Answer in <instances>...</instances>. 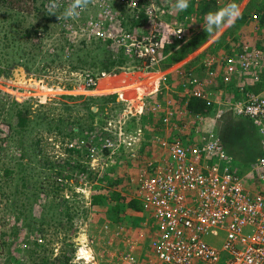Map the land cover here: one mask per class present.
I'll use <instances>...</instances> for the list:
<instances>
[{
	"label": "rangeland",
	"instance_id": "obj_1",
	"mask_svg": "<svg viewBox=\"0 0 264 264\" xmlns=\"http://www.w3.org/2000/svg\"><path fill=\"white\" fill-rule=\"evenodd\" d=\"M42 1H35L39 8H31L21 22L38 27L32 36L37 35L40 41L27 43L20 58L6 53L9 61L0 65V264H44L63 260L66 255L69 262L78 264L74 258L84 243L93 245L98 264H120L119 254L126 249L141 263L159 264L151 247L153 220L142 208L128 205L141 169L161 154V147L153 143L154 134L166 132L160 121L163 107L159 106L169 100V105L175 101L173 107L184 110L189 77L206 73L209 56H226L247 42L264 49V23L257 13L261 4L264 8V0H235L242 14L247 12L245 19L208 34L195 48L203 46L198 55L192 53L193 49L173 60L176 50L202 29L195 11L199 0H190L189 8L194 10L186 12L176 9V0H157L158 11L148 20L139 11L142 4L136 8L122 0H93L75 20L63 17L71 0H63L60 9H54L55 14L47 11L50 0H44V5ZM219 1V8L230 2ZM6 9L10 11L0 7L1 18ZM107 9L112 20L104 18ZM52 15L54 20L50 19ZM5 19L0 20V27L5 24L7 29L21 20ZM46 20L49 28L45 30L42 23ZM177 22L186 30L183 37L175 35ZM96 23L104 25L102 30L91 32ZM119 27L146 38L155 31L162 44L159 60L147 68L144 60L133 61L136 58L118 47L110 36ZM99 45L106 46L107 54L111 50V59L124 61L108 69L112 73L106 83L104 77L92 86L87 84V73L102 70L101 62L106 59ZM173 64L175 69L166 73L157 86L152 74ZM207 92L215 100L237 95L233 86H225L220 80ZM140 93L147 103L144 112L126 113L132 105L130 99ZM94 96L105 99H94L100 106L91 110L90 98ZM27 106L29 112L24 110ZM186 113L190 118L195 116ZM20 114L30 116L31 122L24 129L18 125ZM180 114L170 129L178 130L186 120ZM207 114L214 115V110ZM230 117L243 122L235 121L239 130L224 133L229 141L226 146L234 165L247 170L262 153L258 130L248 118L230 113L213 125L219 130ZM110 119H115L111 130L106 129ZM246 126L250 129L249 142L258 155L253 162L251 153L243 151L247 140L244 145L239 142L246 135ZM121 127L122 133H117ZM139 127L142 134L137 132ZM110 137L117 145L113 152L105 149ZM91 145L98 152L95 159L89 155Z\"/></svg>",
	"mask_w": 264,
	"mask_h": 264
},
{
	"label": "built area",
	"instance_id": "obj_2",
	"mask_svg": "<svg viewBox=\"0 0 264 264\" xmlns=\"http://www.w3.org/2000/svg\"><path fill=\"white\" fill-rule=\"evenodd\" d=\"M122 1L136 8L142 4L139 11L150 18L155 17L159 8L157 0ZM58 3L61 7L63 0ZM108 12L110 9L104 10V18L112 20ZM103 26L96 23L91 32L100 31ZM118 29L110 32V36L118 47L136 58L133 61L144 60L147 68L159 60L162 44L155 31L146 38L126 28ZM175 33H180L175 34L178 37L185 35L182 23L177 22ZM239 46L226 56H209L206 73L191 75L185 88L187 95L203 97L214 105V115L194 112L187 105L184 110L176 109L175 101L171 106L169 100L159 106L163 107L160 121L166 132L154 134L153 143L161 147V154L141 169L133 196L153 220L155 235L151 247L159 264H264V49L248 42ZM175 67L173 64L152 74V79L158 81L157 86ZM111 73L106 68L90 70L86 75L87 84L96 85ZM219 80L225 86H233L237 95L212 99L207 90ZM130 101L132 105L126 113L144 112L147 106L144 94H136ZM186 112L195 116L190 118ZM179 113L186 120L178 130H172L170 126ZM226 113L248 118L260 135L262 153L247 170H239L234 165L233 155L213 125ZM113 121L109 120L106 129L114 127ZM137 132L142 134V128ZM117 133H122V127ZM114 143L108 138L105 149L113 152L117 148ZM97 154L95 145H91L89 155L95 159ZM86 251H90L89 255ZM119 255L120 264H144L128 249ZM97 256L93 245L84 243L79 246L74 262L98 264Z\"/></svg>",
	"mask_w": 264,
	"mask_h": 264
},
{
	"label": "trees",
	"instance_id": "obj_3",
	"mask_svg": "<svg viewBox=\"0 0 264 264\" xmlns=\"http://www.w3.org/2000/svg\"><path fill=\"white\" fill-rule=\"evenodd\" d=\"M35 1H37V0H0V7L3 6L5 8L10 9V11L8 9H6V11H4L2 13L4 18L0 17V20H6L5 18H12V17L15 20H16V18H18V20L21 19L18 22V25L14 24L12 27L11 24H9L11 27L8 29L6 28L5 24H3L0 27V65H4L5 63H7V61H9V58H6L7 57L6 53L12 54V56L14 58L15 57L20 58L23 55V49L27 43L31 42V40H33V42L36 40L38 41L39 38L37 39V35L32 36L33 33L36 34L38 32V30H39L38 27L31 28V27H29V25L27 26V25H25V23H21L24 19L26 20L27 15L29 13H31V8H39V6L35 5ZM40 3L42 5H44L45 1L43 0ZM195 4L197 7V10H195V11L198 12V15H199L202 23L204 22L203 18H204L206 13H208L210 11H216V10H218L219 7H221L219 0H202V1L199 0L197 3L195 2ZM191 6H192V3H191ZM188 9H190L191 11L194 10L193 8H188ZM258 12L260 13L259 17L261 19V22L264 23V8H263L262 4H261V6L258 7L257 13ZM141 15L144 18V20H148L147 18H150L148 16V14H146L145 12H142ZM246 16H247V12H245V13L243 12L240 19L243 20V19H245ZM50 19L54 20L55 19L54 15H52L50 17ZM42 25H43L42 27L45 30L49 28V22L47 20L45 22H43ZM207 35L208 34L203 29L198 30L190 39L187 40L186 43H184L180 48H178V50H176L174 55H172L171 60L183 57L186 53H189L190 51L192 52L193 49H195L199 44H201L206 39ZM16 41H18V42L16 43ZM39 41H40V39H39ZM99 47H102V49L104 51V47H106V46H100L99 45ZM236 48L238 50L240 48V46L237 45ZM86 54L87 55L90 54V50ZM111 56H112L111 50H110L109 54H107L105 52L106 59L102 60V62H101L102 68L111 69L112 66L117 65L120 62L124 61V59H122V58L111 59ZM169 62H170V60L168 61V63ZM110 95L111 94H109V96ZM109 96H107V98ZM185 98L188 99V101H187L188 108L194 112H202V113L207 114L208 112L212 111V109L213 110L215 109V106L214 105L211 106L210 104H208L203 97H199V96H195V95H191V96L185 95ZM90 99H91L90 102H92L90 104V108H91V110H94L95 108H99V106H100V104H98L97 101L99 99H105V98L100 97V96H94ZM94 99H98V100H94ZM106 107H108V104H106ZM21 110H18L17 113H21ZM24 110H28V112H29V110H31V109H29V106H27ZM45 118H47V117H45ZM17 121H18V125L21 129H24L26 127V125L31 122L30 116L28 114H20L19 119L17 118ZM235 121H237L238 124H241L243 122V120H238L236 118L230 117V118H227L226 121L224 123H222L220 128H219V132L223 138L225 145H228L227 143H229V141L225 137L224 133L229 134L230 131H232L234 129L239 130ZM248 121L250 122L252 127H254V128L256 127V126H254V124L251 120L248 119ZM246 129H247L246 133H245L246 135H243L244 139L242 141H239V142L243 144V141L247 140L246 141V149H243V151L246 152L247 154L249 152L251 153V155H249V156L252 157V160H250V161L253 162V161H255V159L257 158L258 155L255 154V151H254L255 149H253L251 142H249L250 129H248L247 126H246ZM226 130H229V131H226ZM258 135H259V133H258ZM259 137H260V135H259ZM69 166H74V165L69 164ZM128 205L133 207V208L134 207L135 208L140 207V209H141L140 201L138 199H136L135 197H132L129 199ZM117 208L120 209V204H117ZM69 259H70V257L66 255L63 260H60L59 258H57L56 262L48 263L47 261H45L44 264H72L71 262H69Z\"/></svg>",
	"mask_w": 264,
	"mask_h": 264
},
{
	"label": "clouds",
	"instance_id": "obj_4",
	"mask_svg": "<svg viewBox=\"0 0 264 264\" xmlns=\"http://www.w3.org/2000/svg\"><path fill=\"white\" fill-rule=\"evenodd\" d=\"M92 2L93 0H71V3L63 12V17L65 19H77ZM59 7L60 5L58 0H52L47 7V11L55 14L54 9ZM175 7L179 11H185L190 7V0H176ZM241 15L242 11L239 5L235 2V0H230V2L224 7L219 8L216 11L206 13L203 18L204 22L201 24V28L207 34H215L224 27L234 25ZM175 34L178 36L180 35V33Z\"/></svg>",
	"mask_w": 264,
	"mask_h": 264
},
{
	"label": "crops",
	"instance_id": "obj_5",
	"mask_svg": "<svg viewBox=\"0 0 264 264\" xmlns=\"http://www.w3.org/2000/svg\"><path fill=\"white\" fill-rule=\"evenodd\" d=\"M203 50V46H201V47H198L196 50H194L192 53H194V54H196V52H201ZM196 55H198V54H196ZM192 56H194V55H192ZM105 80L107 79H109V77H107V78H104ZM107 80L105 81V83L107 82ZM186 103V102H185ZM186 106V105H185ZM136 198V197H135ZM137 199V198H136ZM141 208H142V206H141ZM142 212H143V209H142ZM144 214H146L145 212H143ZM148 217H150V216H148Z\"/></svg>",
	"mask_w": 264,
	"mask_h": 264
}]
</instances>
